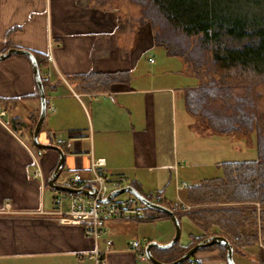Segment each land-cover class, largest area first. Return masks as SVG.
I'll list each match as a JSON object with an SVG mask.
<instances>
[{
    "label": "crops",
    "instance_id": "crops-1",
    "mask_svg": "<svg viewBox=\"0 0 264 264\" xmlns=\"http://www.w3.org/2000/svg\"><path fill=\"white\" fill-rule=\"evenodd\" d=\"M136 11L128 0H0V55L14 48L46 59L40 74L46 80L47 115L38 137L65 153L61 185L69 173L88 178L92 158L105 159L102 170L109 179L126 177L143 195L160 194L170 205L190 206L192 187L207 180L189 185L184 180L193 176L184 168L202 165L220 137L232 142L235 136L214 133L187 111L186 95L199 80L183 59L154 45L153 33L139 24ZM122 72L128 74L125 82L98 92L81 90L77 78ZM36 93L28 59L14 54L0 62V264H95L94 245L83 227L59 225L47 214L54 207L47 182L59 154L37 151L27 127L18 133L12 127L14 118L30 124L40 113ZM26 96L31 98L22 100ZM4 100L11 102L5 105ZM204 140L209 144L203 146ZM33 154L43 181L35 177ZM131 223L136 222L107 223L112 245L100 243L104 264H153L139 262L123 243L125 225ZM201 232L189 240L204 237ZM147 236V243L167 244L174 233ZM260 239L234 252L241 264H264ZM191 260L227 264L219 245L200 250Z\"/></svg>",
    "mask_w": 264,
    "mask_h": 264
},
{
    "label": "trees",
    "instance_id": "trees-1",
    "mask_svg": "<svg viewBox=\"0 0 264 264\" xmlns=\"http://www.w3.org/2000/svg\"><path fill=\"white\" fill-rule=\"evenodd\" d=\"M129 1L139 6V24L151 29L154 45L169 56L183 59L199 80V85L186 95L187 111L219 135H245L253 130L257 133V160L221 163V177L192 187L191 205L216 207L197 209L190 214L176 213L180 222L187 216L200 227L204 237L193 238L187 246H179L178 242L165 251L154 248V257L161 262H173L198 242L216 235L234 240V252L258 241L259 236L264 241V116L257 103L261 97L253 92L255 86L264 85V0ZM228 40L245 44L232 47ZM35 57L40 67L46 62L45 58L41 61ZM127 76L125 72L90 73L77 78L81 90L98 92L111 83L125 82ZM42 79L45 86L46 80L43 76ZM241 89L243 92L238 93ZM35 96L39 99L38 93ZM4 102L7 105L11 101ZM38 118L39 113L34 115L32 124ZM23 124L21 117L12 120L17 133ZM131 186L135 187L133 183ZM162 205L171 208L172 204L164 201ZM147 210L150 215L169 218L164 213ZM186 264H191V259Z\"/></svg>",
    "mask_w": 264,
    "mask_h": 264
},
{
    "label": "built area",
    "instance_id": "built-area-1",
    "mask_svg": "<svg viewBox=\"0 0 264 264\" xmlns=\"http://www.w3.org/2000/svg\"><path fill=\"white\" fill-rule=\"evenodd\" d=\"M60 143V142H59ZM35 164V177L43 181V171L38 158L33 154ZM106 165L105 159H93L90 165V176L85 178L79 172L69 173L64 186L86 190H95L94 197L52 190L54 194V207L48 215L54 217L59 225L74 226L79 225L84 229V235L92 240L93 250L91 259L95 264H104L105 252L100 249V243L107 246L112 245V241L107 237L106 225L113 220L129 222H152L156 217L148 213L149 209L141 201L131 194L126 197L118 196L109 203L100 201L107 198L112 192L123 187L131 185L126 177L109 179L102 168ZM150 200V199H149ZM153 203L161 204L166 201L163 195H156L152 200ZM260 209L259 204H256ZM175 214L188 212L190 207L182 203L172 204L170 208ZM146 245L139 241L132 242L129 249L136 254V258L141 263L149 262L145 254ZM191 264H200L191 260Z\"/></svg>",
    "mask_w": 264,
    "mask_h": 264
},
{
    "label": "rangeland",
    "instance_id": "rangeland-1",
    "mask_svg": "<svg viewBox=\"0 0 264 264\" xmlns=\"http://www.w3.org/2000/svg\"><path fill=\"white\" fill-rule=\"evenodd\" d=\"M129 1V0H128ZM130 2V1H129ZM124 3L126 4V0H124ZM131 3V2H130ZM132 6H134L136 8V12L137 14L140 16L141 11L140 8H138L139 6L135 5L132 3ZM150 29V28H149ZM151 30V29H150ZM230 46L235 47V46H241L244 45L245 42L243 43H239L236 41H231L228 40L227 42ZM20 57H25L26 59H28V62L30 61L28 57L23 56V55H19ZM1 62H5V61H1ZM31 63V62H29ZM241 90H238L240 92H243ZM253 92L254 94H258L261 99L259 100L258 105L259 108L262 111V114L264 116V85H258L255 86L253 88ZM9 105V104H7ZM10 105H14V103H11ZM25 107H23L24 109ZM22 109V110H23ZM23 112V111H22ZM38 121V120H37ZM37 123V122H36ZM36 123L32 124H27L24 123L23 126L27 127V133H28V140L30 142L31 146H34L33 144V138L31 136H33V132L36 126ZM210 141H202L201 144H203V146L205 144H209ZM35 148V146H34ZM211 150L210 153H207L204 158H206L204 160V163L202 165H199L196 168H190L189 165H186V167L184 168L186 174H188V176H193L192 179L188 178L185 179V182H188L189 185H193L194 181L193 180H208V179H214V178H218L222 176V170L220 167H218V163H226V162H233V161H238V162H242V161H252V160H257L258 159V151H257V133L256 130H253L252 133L250 134H238L235 136L234 141H230L229 138H222L220 137L218 140V144L215 143L213 144V146L210 147ZM213 158V161H212ZM216 160V161H214ZM218 162V163H216ZM220 166V165H219ZM187 170L189 172H187ZM64 177V171L62 173V175L60 176L59 180L57 183H61ZM192 180V181H191ZM171 190V188H170ZM127 194L121 195V197H126ZM9 207V205H7ZM188 207H190V209L188 210V212H186V214H190L193 213L194 211H196L197 209H206V208H213L216 207V205H186ZM260 206V205H259ZM258 207V206H257ZM181 236H180V240H179V246H184L189 244L188 242H191L189 240V236L192 235H200L202 232L201 230L194 225L191 221H189L188 218L184 217L181 220ZM125 234L123 237H121L123 239V243L126 245H131L132 242L135 241H139L140 243H142L143 245H145L148 242L149 237L147 236L149 235H157L159 236V234H163L168 230L173 231L174 236H175V226L172 222V220L166 218L165 220H157L154 222H139V223H131L128 225H125ZM264 229V227H263ZM264 237V236H263ZM202 238V237H200ZM260 244L261 242L263 243L262 245H264V241L261 238L260 239ZM162 252L159 251V255H161ZM235 261L238 264H241L240 259L237 255L234 256ZM150 263V262H148Z\"/></svg>",
    "mask_w": 264,
    "mask_h": 264
},
{
    "label": "water",
    "instance_id": "water-1",
    "mask_svg": "<svg viewBox=\"0 0 264 264\" xmlns=\"http://www.w3.org/2000/svg\"><path fill=\"white\" fill-rule=\"evenodd\" d=\"M23 55L29 58V62H31L32 68H33V73H34V78L36 82V87L39 95V100H40V113H39V118L36 123L33 136V144L36 149H38L40 152L43 150H53L56 151L59 154V160L58 164L55 167L53 173H51V177L49 178L47 182V186L51 188L52 190H57L58 191H64V192H71V193H77V194H84L86 196L94 197L96 195L95 190H86L80 188H72L68 186H64L61 184H58V180L64 170L65 162H66V156L64 151L53 144H44L40 141L39 137L42 131L43 123L45 122L46 115H47V99H46V92H45V86L43 83L42 75L40 74V65L39 62H37V58L35 55L28 50H23V49H9L6 53H3L0 55V62L5 61L9 59L13 55ZM124 194H131L134 197H136L139 201H141L146 207H148L151 210L158 211L161 213H164L166 216L169 217V219L172 220L174 226H175V236L173 239L167 243V244H159L157 242H150L146 245L145 248V254L149 260V262L153 264H186V262L190 259H192L198 252L202 249L214 246V245H219L221 247H224L226 249V262L227 264H237L235 259H234V248L233 244L230 242V240L224 236L216 235L212 236L209 238L204 239L201 242H198L195 246H193L189 251H187L181 258L165 263L159 261L156 257H154L152 250L154 248L159 249V250H169L173 248L180 240L181 236V223L180 220L178 219L177 214H175L170 208L161 205V204H156L150 201L146 196H144L140 191H138L135 187L129 185L127 187H123L119 190H116L112 192L110 195H108L107 198H102L100 199L101 202L103 203H109L112 201L114 198L124 195Z\"/></svg>",
    "mask_w": 264,
    "mask_h": 264
}]
</instances>
